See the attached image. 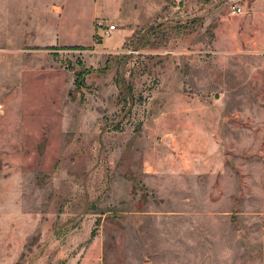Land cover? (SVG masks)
Listing matches in <instances>:
<instances>
[{
    "label": "rangeland",
    "instance_id": "obj_1",
    "mask_svg": "<svg viewBox=\"0 0 264 264\" xmlns=\"http://www.w3.org/2000/svg\"><path fill=\"white\" fill-rule=\"evenodd\" d=\"M0 264H264V0H0Z\"/></svg>",
    "mask_w": 264,
    "mask_h": 264
},
{
    "label": "built area",
    "instance_id": "obj_2",
    "mask_svg": "<svg viewBox=\"0 0 264 264\" xmlns=\"http://www.w3.org/2000/svg\"><path fill=\"white\" fill-rule=\"evenodd\" d=\"M236 12L237 10L240 11V9H235ZM98 28L99 29H103V31L105 32L106 35L110 36L112 34V32H114L116 30V25L111 24V25H104V23L102 21H98Z\"/></svg>",
    "mask_w": 264,
    "mask_h": 264
},
{
    "label": "crops",
    "instance_id": "obj_3",
    "mask_svg": "<svg viewBox=\"0 0 264 264\" xmlns=\"http://www.w3.org/2000/svg\"><path fill=\"white\" fill-rule=\"evenodd\" d=\"M115 32H117V30L114 31L113 34H115ZM120 33H121V40H120V44H119V45H121V44L123 43V41H124V35H123L124 33H122V32H120ZM111 38H112V36H111L110 38H108V40L111 39ZM119 45H118V46H119Z\"/></svg>",
    "mask_w": 264,
    "mask_h": 264
}]
</instances>
